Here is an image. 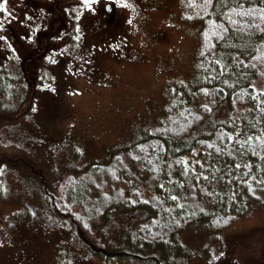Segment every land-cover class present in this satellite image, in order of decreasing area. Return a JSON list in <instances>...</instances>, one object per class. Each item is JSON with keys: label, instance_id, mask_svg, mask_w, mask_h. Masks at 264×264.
<instances>
[{"label": "rangeland", "instance_id": "obj_1", "mask_svg": "<svg viewBox=\"0 0 264 264\" xmlns=\"http://www.w3.org/2000/svg\"><path fill=\"white\" fill-rule=\"evenodd\" d=\"M113 1L133 48L125 58L103 57L100 72L84 67L82 49L69 48L73 74L66 76L67 84L59 92L63 95L59 112L48 118L41 116L42 108L33 100V84L22 75L20 65L8 66L11 75L0 74L3 93H0V264H23L16 261L19 243L14 235L18 230L13 227L22 223L30 229L33 248H38L37 264H155L153 260L136 256L106 259L92 255L71 221L51 210L43 192L46 186H40L45 181L49 189V183L65 171L75 172L89 163L107 161L115 151L144 137V132L165 116L168 97L173 101L180 97L182 89L189 90L207 78L194 64L201 26L197 11L200 0ZM228 1L215 0L212 9L216 11ZM64 3L75 6L69 0L60 1L57 10ZM59 17L54 15L52 21L57 22ZM4 18L0 17V27L6 21ZM50 29L53 27L47 28ZM238 38L229 35L218 46L217 55L224 65L238 68L234 52L247 58L243 51L250 50L252 38ZM232 45L236 50L230 49ZM248 71L244 67L230 79ZM10 77L17 82L12 90H7ZM38 77L43 75L39 73ZM256 85L260 87L261 82L257 80ZM225 104L215 106L185 136L167 141L169 156L164 160V171L170 170V161L174 153L182 152L181 148L187 149L184 154L191 157L192 168L197 170V162L203 159L197 158L199 150L192 140L208 134L216 123L226 120ZM57 126L61 132L52 136L53 143L44 140L43 135ZM8 156L26 160L8 161ZM146 195L144 192L142 197ZM137 203L142 206L114 204L101 219L100 239L111 248L124 247L123 236L148 211L147 200ZM128 237L129 247L140 249V255L144 256L153 254L156 246L174 245L163 247L160 264H219L218 260L224 256L237 264H262L264 203L247 209L222 232L210 230L201 219L189 223L161 244L149 242L141 246L132 233ZM220 251L226 254L222 256Z\"/></svg>", "mask_w": 264, "mask_h": 264}, {"label": "trees", "instance_id": "obj_2", "mask_svg": "<svg viewBox=\"0 0 264 264\" xmlns=\"http://www.w3.org/2000/svg\"><path fill=\"white\" fill-rule=\"evenodd\" d=\"M60 1L64 0L54 2V12L62 17L64 9L56 8ZM214 1L200 0L197 3L201 26L194 64L208 79L200 80L189 90L182 89L180 97L173 101L168 97L165 116L154 122L144 132V137L115 151L107 161L89 163L75 172L65 171L49 183V189L47 182L40 183V186H46L44 193L51 210L58 217L71 221L81 242L92 255L106 259L129 255L160 264L163 247L174 245L156 246L153 254L144 256L140 255V249L129 247L131 239L128 235L132 233V238L141 246L149 242L161 244L159 242H166L189 223L201 219L210 230L222 232L247 209L264 203V0H229L216 11L212 9ZM21 3L15 0L11 4L13 8L0 7V17L6 20L0 27V62L14 33L21 28L10 22V19H15L16 13L17 16L23 14ZM24 4L29 17L37 15V4ZM66 22L69 20L64 15L56 28L48 31L46 27L37 31L36 36L44 45L37 41L41 49L33 51V62H42L50 48L64 41L63 27ZM54 31L55 34H51ZM229 35L252 38L250 50H242L247 58L234 52L238 68L224 65L217 55L218 46ZM49 37L50 42L46 43ZM230 49L236 50L234 45ZM12 61L14 63L9 65L15 67H22V63L26 62L23 59ZM244 67L250 71L230 79ZM7 68L0 67V74L11 75ZM62 71L56 75V95L48 97L45 92H38L44 99L36 98V104L39 102L42 108V117L48 118L61 110L62 94L59 92L67 84L69 70ZM257 80L261 82L260 87L256 85ZM28 81L34 88L38 80L34 82L30 78ZM16 82L10 77L7 90H12ZM0 93L3 95L1 88ZM11 94L14 95V92ZM220 103H226V120L216 123L208 134L192 140L199 150L197 158L203 159L197 162V170L192 168L191 157L184 154L187 149L181 148L182 152L174 153L170 170L164 171L163 163L169 156L166 155L167 141L188 134ZM49 130L43 139L53 143L55 139L51 140L52 136L61 131L58 126ZM192 141L188 143L189 147ZM7 160L25 162L26 159L8 156ZM144 192L146 198L142 197ZM145 200L148 211L135 220L134 226L131 224L132 231L123 236L126 240L124 247L111 248L100 239L101 219L114 204L142 206L137 202ZM22 225L13 226L18 230L14 237L28 234L30 229ZM19 228L22 230L19 231ZM37 251L38 248L33 249L27 264L38 263ZM221 253L222 256L226 254ZM228 257L224 256L217 263L237 264ZM261 261L264 264V257Z\"/></svg>", "mask_w": 264, "mask_h": 264}, {"label": "flooded vegetation", "instance_id": "obj_3", "mask_svg": "<svg viewBox=\"0 0 264 264\" xmlns=\"http://www.w3.org/2000/svg\"><path fill=\"white\" fill-rule=\"evenodd\" d=\"M19 1L22 2L20 6L23 10V14L17 16L16 19H10V22L13 21L15 25L23 29L20 28L14 33L13 39L8 46L9 48H5L6 55L4 54L5 57H3L0 62V67H8L9 64L11 65L14 63L12 60H25L26 62H23L21 67L23 70L22 75L25 74L29 80L31 78L35 81L38 80L37 82L40 83V85L36 84L33 88L32 93L34 99L38 98L36 96L43 99L41 94L38 93L42 91L45 92L44 95L48 97L56 95L54 91V85L58 80L56 75L60 73L62 69L69 70L67 75L73 74L71 70L73 69V57L69 53V48H71V50L78 48L80 50L82 49V56H85V59H81L82 64L84 67L92 69L94 72L103 69V67H101V59L103 57L115 56L118 58H125L127 52L133 48L134 44L129 40V37L122 28L123 20L119 14H116L117 10L115 8V1L113 0H97L87 5L81 3L79 0H69L70 2H74L75 6L64 3L63 16L58 19L57 23H55V21L58 16L54 22L52 21V17L57 15L54 12L56 11L54 9V1ZM14 2L15 0H2L1 4L8 9ZM26 2L33 3V6H35V4L38 5L35 8V10H38L35 12L37 15L33 17L28 16L26 10H24V8H26V4L24 3ZM63 2H65V0ZM2 10L5 9L2 8ZM64 15L69 20V22H66V26L63 27V31H65L64 41L50 48V52L43 56L42 62H33V51L41 49L37 44L41 41L39 36H36L37 31L46 27L48 28L49 26L56 28L58 23L63 21ZM53 33L55 34V31L51 34ZM50 39L51 37L46 40V43H49ZM42 44L44 45L43 42ZM100 71L101 70H99V72ZM39 73L43 75L42 78L38 77ZM21 230L22 228H19V231ZM14 239L19 243V247L17 248L19 254L18 261L27 264L33 251L29 234L26 236L17 235Z\"/></svg>", "mask_w": 264, "mask_h": 264}, {"label": "water", "instance_id": "obj_4", "mask_svg": "<svg viewBox=\"0 0 264 264\" xmlns=\"http://www.w3.org/2000/svg\"><path fill=\"white\" fill-rule=\"evenodd\" d=\"M82 3L84 4H88V3H91V2H94L96 0H80Z\"/></svg>", "mask_w": 264, "mask_h": 264}, {"label": "snow or ice", "instance_id": "obj_5", "mask_svg": "<svg viewBox=\"0 0 264 264\" xmlns=\"http://www.w3.org/2000/svg\"><path fill=\"white\" fill-rule=\"evenodd\" d=\"M129 22H131V21H129Z\"/></svg>", "mask_w": 264, "mask_h": 264}]
</instances>
